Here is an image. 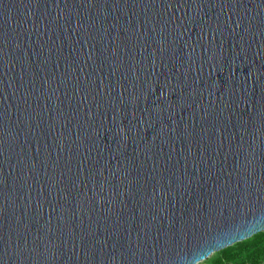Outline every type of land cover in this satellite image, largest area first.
<instances>
[{
  "label": "water",
  "instance_id": "obj_1",
  "mask_svg": "<svg viewBox=\"0 0 264 264\" xmlns=\"http://www.w3.org/2000/svg\"><path fill=\"white\" fill-rule=\"evenodd\" d=\"M260 224L264 0H0V264H191Z\"/></svg>",
  "mask_w": 264,
  "mask_h": 264
},
{
  "label": "rangeland",
  "instance_id": "obj_2",
  "mask_svg": "<svg viewBox=\"0 0 264 264\" xmlns=\"http://www.w3.org/2000/svg\"><path fill=\"white\" fill-rule=\"evenodd\" d=\"M244 241V240H242ZM213 259V264H264V234L259 248L250 242L234 243Z\"/></svg>",
  "mask_w": 264,
  "mask_h": 264
},
{
  "label": "clouds",
  "instance_id": "obj_3",
  "mask_svg": "<svg viewBox=\"0 0 264 264\" xmlns=\"http://www.w3.org/2000/svg\"><path fill=\"white\" fill-rule=\"evenodd\" d=\"M262 234H264V224H260L256 227L254 231L247 234L244 241H237L234 243H241V242H250L256 246V248H259V245L261 243V237ZM232 244H225L223 248L211 245L209 246V251L206 254H201L197 256L194 260L191 261V264H213V259L218 256L224 248L232 247ZM203 257V258H201Z\"/></svg>",
  "mask_w": 264,
  "mask_h": 264
},
{
  "label": "snow or ice",
  "instance_id": "obj_4",
  "mask_svg": "<svg viewBox=\"0 0 264 264\" xmlns=\"http://www.w3.org/2000/svg\"><path fill=\"white\" fill-rule=\"evenodd\" d=\"M209 250H210V249L208 248V249L202 251L201 254H202V255H203V254H206Z\"/></svg>",
  "mask_w": 264,
  "mask_h": 264
}]
</instances>
